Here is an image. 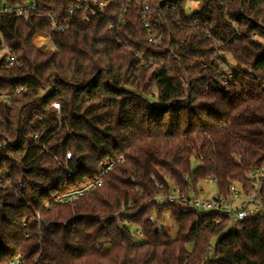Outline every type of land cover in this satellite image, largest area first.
<instances>
[{"label":"trees","instance_id":"obj_1","mask_svg":"<svg viewBox=\"0 0 264 264\" xmlns=\"http://www.w3.org/2000/svg\"><path fill=\"white\" fill-rule=\"evenodd\" d=\"M6 1L40 14L0 13L17 58H0V137L15 139L0 162L13 186L0 190V264H264V217L234 225L164 199L209 179L228 196L264 165V0H140L158 44L124 0ZM50 13L71 20L65 33ZM47 35L58 51L36 45Z\"/></svg>","mask_w":264,"mask_h":264},{"label":"built area","instance_id":"obj_2","mask_svg":"<svg viewBox=\"0 0 264 264\" xmlns=\"http://www.w3.org/2000/svg\"><path fill=\"white\" fill-rule=\"evenodd\" d=\"M92 1V3L98 7L107 6L109 3L118 0H82ZM127 3V7L134 5L135 7L143 8V15L145 17L144 23L147 31L150 33V41L154 44H158L159 40L157 37L152 34L153 30L148 19H146L149 12V6L146 3H142L140 0H124ZM75 8L79 9L80 4H75ZM0 13L12 14L17 18H28L31 15L40 14L39 9L36 3H29L23 6L13 5L9 2H0ZM69 14L72 16L74 14V9H71ZM49 27L53 33L63 34L65 33L69 26L71 25V20H60L58 16L54 13L48 14ZM42 39L39 47L46 52H54L59 50V46L55 43L51 35L41 36ZM6 56V65L12 66L17 62V58L14 54H11V50L7 46L0 47V58ZM232 77V70L228 72L227 79L225 83L229 81ZM53 107L60 111V104L54 103ZM35 138L38 135L34 136ZM7 145L15 146V139L10 137H0V162L4 158L5 154L3 153L4 148ZM66 161L72 159V154L70 152L65 155ZM109 169V168H108ZM106 170L102 172L105 174ZM65 173L67 176H71V170L66 166ZM7 177L8 174L4 172V168L0 167V190L6 192L13 188L10 183H4L1 177ZM248 189L244 188L243 185H233L231 186V191L228 196H225L222 192L218 191L212 194L210 197L201 196L204 193V190L197 189L195 191H190L188 193H177L174 192L164 197L165 200H168L171 203L178 204L184 210H192L202 214H213L219 213L228 217L230 223L234 225H240L243 221L248 220L252 217H264V165L255 168L248 174ZM213 181L212 179H209ZM214 182V181H213ZM102 181L99 180L97 185H101ZM20 186L23 185L20 181ZM90 187H93L91 185ZM75 191L63 195L60 198L61 202H69L78 196L82 195L85 191ZM159 199H163L162 196Z\"/></svg>","mask_w":264,"mask_h":264},{"label":"rangeland","instance_id":"obj_3","mask_svg":"<svg viewBox=\"0 0 264 264\" xmlns=\"http://www.w3.org/2000/svg\"><path fill=\"white\" fill-rule=\"evenodd\" d=\"M0 2H7L6 0H0ZM198 5L199 3L198 2H192V1H189L188 4H187V12L191 9L192 11L193 10H196V8H198ZM41 36H37L35 38V43L36 45H40L41 42H42V39L43 38H40ZM227 60H229L228 62L229 63H221V68H219L218 70V73L217 75L215 76V80L218 82V84H216L217 86H226L227 83L226 80L227 79V74L228 72H230V70H232L235 65L233 59L231 58V56L227 55ZM158 99L154 100V101H157ZM200 164V161L196 158H193L192 160V168L195 169L198 165ZM22 181V180H20ZM23 183V182H22ZM20 184V182H19ZM13 189V188H12ZM198 189L201 190L203 189L204 190V193L201 195L203 197H210L212 194L216 193L217 192V186L216 184L211 181V180H206L204 182H200L199 185H198ZM160 197V196H159ZM158 197V198H159ZM157 198V199H158ZM168 201V200H167ZM169 202V201H168ZM171 203V202H170ZM158 217L157 214H153V218L156 219ZM158 219V218H157ZM159 225H163L166 230L168 231L169 235L171 236V238H175L177 233H178V226L177 224L175 223L172 215H171V212L169 209H166L163 213H162V216L160 217L159 219ZM218 238H215L213 240V243L216 242ZM140 240V239H139Z\"/></svg>","mask_w":264,"mask_h":264}]
</instances>
